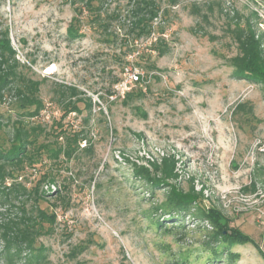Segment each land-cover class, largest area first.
<instances>
[{
	"label": "rangeland",
	"instance_id": "rangeland-1",
	"mask_svg": "<svg viewBox=\"0 0 264 264\" xmlns=\"http://www.w3.org/2000/svg\"><path fill=\"white\" fill-rule=\"evenodd\" d=\"M139 1L93 0L102 27L88 0H0V38L26 77L0 91V144L21 126L37 160L0 177V264H264V84L230 60L246 19L264 46V0H150L157 16L136 36ZM31 81L35 114L20 107ZM169 159L178 177L156 182ZM192 186L203 197L180 209L171 190ZM39 206L55 221L10 254L3 226ZM211 206L250 240L216 234L199 211Z\"/></svg>",
	"mask_w": 264,
	"mask_h": 264
},
{
	"label": "trees",
	"instance_id": "trees-1",
	"mask_svg": "<svg viewBox=\"0 0 264 264\" xmlns=\"http://www.w3.org/2000/svg\"><path fill=\"white\" fill-rule=\"evenodd\" d=\"M88 9L93 13L88 23H95L102 27H107L106 18L99 14L100 6L94 4L93 0H88ZM133 31L136 36L150 33L151 21L153 17L157 16L156 7L150 0H140L138 6L135 8ZM82 13V9L78 10ZM96 15H95V14ZM103 17V18H102ZM109 19V18H108ZM104 21V22H103ZM81 19L75 17L70 26L69 34L72 37L79 35L81 31ZM234 34L235 41L238 43L239 53L230 58L231 63L236 67L237 72L244 78H249L264 84V46L261 36L257 32L256 25L250 19H246L243 24H238L234 28L230 27ZM7 35V32H5ZM160 49H157L159 51ZM161 51V50H160ZM19 62L15 58V50L11 47L7 36L0 38V91L14 78H26L22 74H18ZM25 84L19 88L22 96L21 108L34 107L30 113H37L42 108V101L37 97L38 82H24ZM77 95L78 89L73 88ZM89 107L92 104L91 98H86ZM83 101L78 99L72 102L71 107H68L67 112L79 111L78 103ZM68 105V104H67ZM70 105V104H69ZM1 125V124H0ZM30 132L21 126L15 128L14 137L9 147H4L0 144V177L5 176L6 165L10 168H23L26 160L29 163H35L33 153H30L29 143L32 140L29 138ZM34 141V140H33ZM59 151V150H58ZM137 172L142 177L151 179L150 172L147 168L140 167ZM165 175L163 178L156 179V182H168V177H178L176 171V161L169 159L164 168ZM10 175H14L13 170H9ZM44 178V177H43ZM42 179V178H41ZM37 199L41 198L38 190ZM203 197L202 191H196L195 187H191L189 191H182L175 187L171 190V198L178 205L180 209H188L193 201H198ZM216 229V234H220L228 242H245L250 240L246 235L242 234L237 228L230 226V220L222 214V212L215 206L199 210ZM56 219L55 213H50L46 209L37 207V213L32 215L28 210L22 208L19 220H9L2 228V237L5 241L6 251H17L18 253L27 247L29 249H36L35 242L37 237L46 232L45 222H54ZM42 248V247H40ZM32 257H39L33 255Z\"/></svg>",
	"mask_w": 264,
	"mask_h": 264
},
{
	"label": "built area",
	"instance_id": "built-area-1",
	"mask_svg": "<svg viewBox=\"0 0 264 264\" xmlns=\"http://www.w3.org/2000/svg\"><path fill=\"white\" fill-rule=\"evenodd\" d=\"M135 75H136V77H137L138 74H135ZM133 76H134V75H133ZM127 84H128V83H126V86H127Z\"/></svg>",
	"mask_w": 264,
	"mask_h": 264
}]
</instances>
